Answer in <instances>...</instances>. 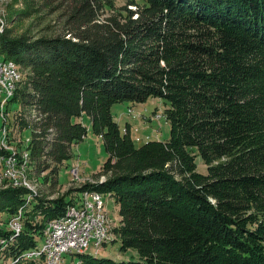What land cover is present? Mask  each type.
Listing matches in <instances>:
<instances>
[{
    "label": "trees",
    "instance_id": "trees-1",
    "mask_svg": "<svg viewBox=\"0 0 264 264\" xmlns=\"http://www.w3.org/2000/svg\"><path fill=\"white\" fill-rule=\"evenodd\" d=\"M52 1L57 36L0 31L3 61L27 72L13 101L35 112L21 121L32 158L55 170L72 160L87 116L108 153L93 190L119 206L113 242L140 257L82 264H264V0H141L121 14L112 0ZM150 98L165 102L171 137L138 145L112 108ZM25 193L0 191V214L15 217ZM73 205L33 202L19 236L0 229L7 258L37 264L36 237Z\"/></svg>",
    "mask_w": 264,
    "mask_h": 264
},
{
    "label": "rangeland",
    "instance_id": "rangeland-1",
    "mask_svg": "<svg viewBox=\"0 0 264 264\" xmlns=\"http://www.w3.org/2000/svg\"><path fill=\"white\" fill-rule=\"evenodd\" d=\"M112 1L113 5L108 8V13L121 14L125 7L136 10L137 3L143 6L141 0ZM131 2H134L135 6H131ZM54 8L56 5L52 0H0V31L4 32L8 29L14 36L27 35L31 38L57 36L60 31V14ZM3 60L4 57L0 55V62H8ZM17 67L21 76L18 88H21L25 84L27 72L20 71L18 65ZM13 98L6 100L4 96L0 97V191L23 190L26 193L20 197H23L26 203L18 210L16 218L10 217L7 212L1 213L0 229L12 230L17 237L24 228L25 212L32 210L31 208L28 210V207L37 200H42L47 206H52L60 200H73V206L82 209L83 204L90 199V196L86 198L87 194L97 192L93 190L94 186L105 184L108 180L106 176H99L108 158V153L103 138L94 133L90 119L85 116L82 122L88 128V133L82 142L73 147V159L61 165L57 170L38 167L30 151L33 131L22 126L21 122L25 120L28 125H31L32 122L37 121L35 112L26 111L21 103L13 101ZM166 109L167 106L163 100L150 98L145 103L116 104L112 108V114L121 130L124 131L127 125H130L136 143L143 145L151 141L166 142L170 139L171 124L166 119ZM196 161L198 172L207 174V167L200 156H197ZM101 207L107 218L108 234L113 239L103 243L98 249L91 244L86 252L65 253L61 257L60 264H82V258L79 256L81 254L96 258H109L118 262L140 260L136 251L122 252L121 242L119 240L113 242L115 237L117 239L113 229L119 226L121 220L119 206L115 200L110 196L102 195ZM42 220L43 215L39 213L34 219V224L41 223ZM17 224L20 225L19 233L16 230ZM36 239L38 249L41 250L46 240L44 231ZM4 241L3 246H8L9 243ZM10 242L14 241L10 239ZM3 246L1 244L0 264H17V259L7 258L8 254L4 252L5 247ZM30 260L40 264V260L36 258Z\"/></svg>",
    "mask_w": 264,
    "mask_h": 264
},
{
    "label": "bare ground",
    "instance_id": "bare-ground-1",
    "mask_svg": "<svg viewBox=\"0 0 264 264\" xmlns=\"http://www.w3.org/2000/svg\"><path fill=\"white\" fill-rule=\"evenodd\" d=\"M1 67H9L8 73H6V84H8L9 89L12 90L7 93L6 100H9L15 96L21 76L18 73L17 64L12 61L0 62V69ZM89 196L90 199L83 204L82 209L70 206L62 218L50 221L44 230V237L46 240L43 248L39 251L28 254L26 257L30 259L36 258L37 260H40V264H60L61 257L65 253L69 254L74 251L86 252L91 244L98 249L103 243L113 239V237L108 234L107 218L102 212V195L93 192L91 195L87 194L86 198ZM92 221H96V226L102 231L97 233V239H89L85 247L67 246V243L71 240V232L84 233L85 228H90ZM61 224L62 228H64V232L60 235H56L55 225ZM69 224L72 225L69 226ZM17 225L20 226L19 224ZM16 230L17 233H19L20 227ZM43 258H45V260H42Z\"/></svg>",
    "mask_w": 264,
    "mask_h": 264
},
{
    "label": "built area",
    "instance_id": "built-area-1",
    "mask_svg": "<svg viewBox=\"0 0 264 264\" xmlns=\"http://www.w3.org/2000/svg\"><path fill=\"white\" fill-rule=\"evenodd\" d=\"M9 67H1L0 69V97H7V93L12 90L9 89V85L6 84V73H8ZM72 224H69L71 226ZM20 226H16L19 228ZM56 235H60L64 232V228L61 225H55ZM102 232L98 226H96V221H92L90 228H85L84 233L71 232V240L67 243V246H81L85 247L89 239H97V233ZM42 260H45L43 258ZM56 264V263H55Z\"/></svg>",
    "mask_w": 264,
    "mask_h": 264
},
{
    "label": "crops",
    "instance_id": "crops-1",
    "mask_svg": "<svg viewBox=\"0 0 264 264\" xmlns=\"http://www.w3.org/2000/svg\"><path fill=\"white\" fill-rule=\"evenodd\" d=\"M91 124V123H90Z\"/></svg>",
    "mask_w": 264,
    "mask_h": 264
}]
</instances>
